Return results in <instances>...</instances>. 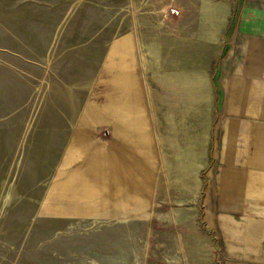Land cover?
Masks as SVG:
<instances>
[{
  "label": "rangeland",
  "instance_id": "obj_1",
  "mask_svg": "<svg viewBox=\"0 0 264 264\" xmlns=\"http://www.w3.org/2000/svg\"><path fill=\"white\" fill-rule=\"evenodd\" d=\"M197 1L0 0V264H233L224 214L258 243L217 200L219 50L176 42Z\"/></svg>",
  "mask_w": 264,
  "mask_h": 264
},
{
  "label": "crops",
  "instance_id": "obj_2",
  "mask_svg": "<svg viewBox=\"0 0 264 264\" xmlns=\"http://www.w3.org/2000/svg\"><path fill=\"white\" fill-rule=\"evenodd\" d=\"M171 15L179 23H187L185 14L169 12ZM194 25L193 36L185 33L176 38L179 50L186 54L188 40L194 41L196 51H202L204 43L219 50L214 70L218 85L211 86L219 111L213 119L227 121L228 129L222 128L216 149L220 163L217 200L222 207L226 201L259 202L262 206L258 214H248L252 217L249 220L243 215V232L252 239L258 236L257 244L246 239L232 240L238 221L231 215H221L226 247L239 257L233 264H264V0H198ZM207 25L212 27L208 29ZM149 40L145 32L124 36L114 42L108 60L113 49L118 48L121 55L116 67L129 65L134 41L148 47ZM162 40L170 47V34H163ZM124 98L125 104L135 102L132 94ZM227 205L228 210L239 208L237 203Z\"/></svg>",
  "mask_w": 264,
  "mask_h": 264
},
{
  "label": "bare ground",
  "instance_id": "obj_3",
  "mask_svg": "<svg viewBox=\"0 0 264 264\" xmlns=\"http://www.w3.org/2000/svg\"><path fill=\"white\" fill-rule=\"evenodd\" d=\"M120 205L123 207L124 212H128L129 210H132V209H138L141 211L142 209L145 210V207H146L145 205H137L136 207H128L127 204H125L123 201L120 202Z\"/></svg>",
  "mask_w": 264,
  "mask_h": 264
},
{
  "label": "built area",
  "instance_id": "obj_4",
  "mask_svg": "<svg viewBox=\"0 0 264 264\" xmlns=\"http://www.w3.org/2000/svg\"><path fill=\"white\" fill-rule=\"evenodd\" d=\"M171 11H172L173 13H176V14L179 13L178 9H176V8H172Z\"/></svg>",
  "mask_w": 264,
  "mask_h": 264
}]
</instances>
